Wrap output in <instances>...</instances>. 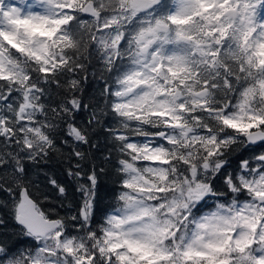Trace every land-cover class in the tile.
I'll list each match as a JSON object with an SVG mask.
<instances>
[{
  "label": "snow or ice",
  "instance_id": "1",
  "mask_svg": "<svg viewBox=\"0 0 264 264\" xmlns=\"http://www.w3.org/2000/svg\"><path fill=\"white\" fill-rule=\"evenodd\" d=\"M0 264H264V0H0Z\"/></svg>",
  "mask_w": 264,
  "mask_h": 264
},
{
  "label": "trees",
  "instance_id": "2",
  "mask_svg": "<svg viewBox=\"0 0 264 264\" xmlns=\"http://www.w3.org/2000/svg\"><path fill=\"white\" fill-rule=\"evenodd\" d=\"M42 179V178H41Z\"/></svg>",
  "mask_w": 264,
  "mask_h": 264
}]
</instances>
